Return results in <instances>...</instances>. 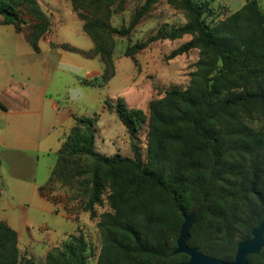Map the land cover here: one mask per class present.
<instances>
[{
	"label": "trees",
	"instance_id": "obj_1",
	"mask_svg": "<svg viewBox=\"0 0 264 264\" xmlns=\"http://www.w3.org/2000/svg\"><path fill=\"white\" fill-rule=\"evenodd\" d=\"M72 0L74 8L81 7ZM96 3L95 1H92ZM186 23L158 32V38L190 39L168 59L197 49L199 57L188 86L171 89L142 109L128 107L120 97L106 99L124 125L133 157L105 156L94 145V121L75 117L56 152L51 178L77 181L80 204L89 218L105 200L111 211L98 215L101 247L96 264H179L173 255L182 212L198 206L188 246L205 255L232 261L239 242L264 217V129L248 121L264 112V10L256 0L225 19L205 21L208 2L176 0ZM81 9V8H80ZM35 23L24 19L22 12ZM83 31L95 44L103 66L102 84L114 76L112 45L102 35L108 24L79 13ZM0 24L21 30L28 26L32 45L50 31V21L36 0H0ZM142 45H134L126 54ZM147 122L146 161L140 158L138 132ZM77 199V198H75ZM16 231L0 222V264H36L21 257ZM88 245L82 233L71 234L47 253L43 264H86ZM264 264V246L248 258Z\"/></svg>",
	"mask_w": 264,
	"mask_h": 264
},
{
	"label": "crops",
	"instance_id": "obj_2",
	"mask_svg": "<svg viewBox=\"0 0 264 264\" xmlns=\"http://www.w3.org/2000/svg\"><path fill=\"white\" fill-rule=\"evenodd\" d=\"M40 6L46 15L52 12ZM55 29L52 24L34 47L28 26L18 30L12 24H0V205L14 209L15 200H30L51 213L59 207L62 212L57 215L78 222V228L84 222L72 209L69 195L50 182L56 152L74 118L93 119L94 145L100 153L125 156L130 139L117 114L105 104L117 96L106 97L111 79L102 84L103 66L97 57L88 55L92 43L73 44ZM23 219L13 220L7 211L0 214V222L16 231L18 249L25 244L22 235L28 232V219ZM69 235L47 236L48 249L31 254L46 256L51 246L65 242Z\"/></svg>",
	"mask_w": 264,
	"mask_h": 264
},
{
	"label": "rangeland",
	"instance_id": "obj_3",
	"mask_svg": "<svg viewBox=\"0 0 264 264\" xmlns=\"http://www.w3.org/2000/svg\"><path fill=\"white\" fill-rule=\"evenodd\" d=\"M36 1L42 7L47 6L48 10L52 11L47 15L50 29L53 24L58 29L55 30L58 31L59 37L76 45H83L82 40L91 42L93 48L88 52V55L90 58L97 57L101 65L100 56L95 53V44L90 37L85 35L84 31L85 34L81 33V26L83 30L85 21L79 17V13L88 18H99L108 24V30H116V32L110 31L108 34L102 35L103 39L112 45L111 58L115 70L110 82L105 81V84L108 83L105 88L107 98L114 96L123 98L127 106L142 109L148 116L149 100L162 97L168 90H183L188 86L190 74L195 70V62L199 57L198 50L191 49L172 59H168V56L174 49L188 41L190 36L185 35L175 40L158 38L160 29L164 28L165 31H169L186 23L185 13L177 7L176 0H77L76 3L81 4V9L78 10L74 8L72 0ZM206 1L208 10L204 17L209 25H214L225 19L245 3V0ZM256 1L264 10V0ZM22 15L30 23V26L35 23V20L31 19L25 11L22 12ZM134 45H142V47L133 53L132 60L126 52ZM103 71L102 69V75ZM253 117L254 119L248 121V124L256 130L264 129V112H257ZM138 137L140 158L145 162L147 122L139 130ZM123 154L133 157L131 147ZM103 155L111 156L108 152ZM80 180L83 178L77 181ZM77 181L61 182L54 177L50 179L52 184L64 189L69 195L66 198L72 201V209L78 216H81L80 221L84 222L78 228V222L57 215V211L60 214L62 212L59 207L51 213L41 209L38 204L30 202V200H15L16 207L14 209L9 207L5 209L3 204L0 205V214L7 211L13 220L19 216L24 218L21 222L28 219L26 221L28 232H24L22 235V241L25 244H21L19 247L21 257L33 258L36 264H43L45 255L34 256L33 254L38 255L48 249L45 240L47 236L64 237L67 234L80 232L88 245L86 264H96L101 247L100 235L96 227L98 215L111 210L104 200L101 206L95 207L96 218L90 219L87 213L81 215L83 211L78 199L81 190ZM18 204L24 205L17 206ZM62 243V241L56 242L49 248L48 253L60 248Z\"/></svg>",
	"mask_w": 264,
	"mask_h": 264
},
{
	"label": "water",
	"instance_id": "obj_4",
	"mask_svg": "<svg viewBox=\"0 0 264 264\" xmlns=\"http://www.w3.org/2000/svg\"><path fill=\"white\" fill-rule=\"evenodd\" d=\"M199 207L192 208L188 213L182 212L183 222L179 229L176 248L173 255L185 254L188 260L179 264H249L248 258L260 253L264 246V217L251 230V238L238 243L236 253L232 261H226L203 254L196 246H188L190 230L196 222Z\"/></svg>",
	"mask_w": 264,
	"mask_h": 264
}]
</instances>
